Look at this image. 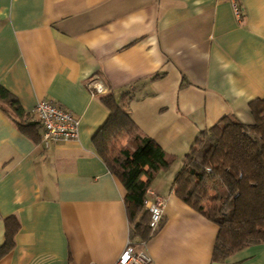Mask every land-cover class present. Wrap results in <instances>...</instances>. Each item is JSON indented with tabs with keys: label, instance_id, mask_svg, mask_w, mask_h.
Returning <instances> with one entry per match:
<instances>
[{
	"label": "crops",
	"instance_id": "crops-1",
	"mask_svg": "<svg viewBox=\"0 0 264 264\" xmlns=\"http://www.w3.org/2000/svg\"><path fill=\"white\" fill-rule=\"evenodd\" d=\"M241 3L238 19L229 0H0V85L31 122L41 100L81 119L77 140L46 149L0 108V251L20 223L0 264H113L132 238L126 188L94 142L107 94H128L140 133L176 157L147 192V208L164 200L150 264H264V243L215 260L218 225L174 190L197 136L227 115L251 123L264 98V0Z\"/></svg>",
	"mask_w": 264,
	"mask_h": 264
},
{
	"label": "trees",
	"instance_id": "trees-1",
	"mask_svg": "<svg viewBox=\"0 0 264 264\" xmlns=\"http://www.w3.org/2000/svg\"><path fill=\"white\" fill-rule=\"evenodd\" d=\"M130 99L128 94L119 101L113 94L102 97L110 115L94 142L126 188L125 202L133 223L131 237L148 241L159 227L152 230L150 226L147 192L159 171L168 169L176 157L140 133L126 110ZM0 108L35 142L41 141L42 133L37 130L41 123L31 122V113L3 85ZM249 108L251 123L227 115L202 131L175 179V194L218 225L213 254L217 261L249 245L264 243V98L251 100ZM19 225L16 217L8 218L6 243L0 255L14 246Z\"/></svg>",
	"mask_w": 264,
	"mask_h": 264
},
{
	"label": "built area",
	"instance_id": "built-area-1",
	"mask_svg": "<svg viewBox=\"0 0 264 264\" xmlns=\"http://www.w3.org/2000/svg\"><path fill=\"white\" fill-rule=\"evenodd\" d=\"M229 1L233 5L236 17L241 19L244 15L241 0ZM32 114L41 123V143L46 149L57 143L79 138L81 119L72 110L51 100H41L34 107ZM148 209L151 216L150 226L155 230L163 220L164 200L157 197L153 202H149ZM147 242L129 238L124 250L113 264H150L152 257L147 251Z\"/></svg>",
	"mask_w": 264,
	"mask_h": 264
}]
</instances>
